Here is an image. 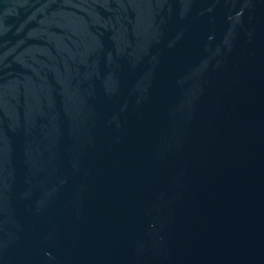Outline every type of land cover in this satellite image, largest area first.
<instances>
[{"label": "water", "instance_id": "95a60500", "mask_svg": "<svg viewBox=\"0 0 264 264\" xmlns=\"http://www.w3.org/2000/svg\"><path fill=\"white\" fill-rule=\"evenodd\" d=\"M0 264H264V0H0Z\"/></svg>", "mask_w": 264, "mask_h": 264}]
</instances>
